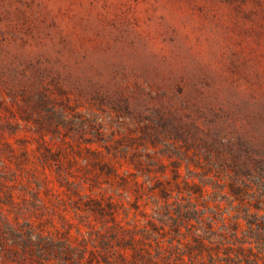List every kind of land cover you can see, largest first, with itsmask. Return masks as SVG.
I'll return each mask as SVG.
<instances>
[{"label": "rangeland", "instance_id": "rangeland-1", "mask_svg": "<svg viewBox=\"0 0 264 264\" xmlns=\"http://www.w3.org/2000/svg\"><path fill=\"white\" fill-rule=\"evenodd\" d=\"M0 264H264V0H0Z\"/></svg>", "mask_w": 264, "mask_h": 264}]
</instances>
